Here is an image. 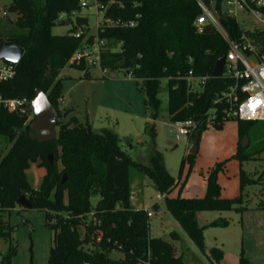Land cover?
Returning <instances> with one entry per match:
<instances>
[{"label": "trees", "instance_id": "1", "mask_svg": "<svg viewBox=\"0 0 264 264\" xmlns=\"http://www.w3.org/2000/svg\"><path fill=\"white\" fill-rule=\"evenodd\" d=\"M103 21L133 22V28L104 27L98 38L105 40L108 50L101 55V68L120 71L140 84L146 105L151 111L150 135L158 115V90L161 80H167V115L171 123L192 120L196 128L193 139L206 129L204 114L213 108L217 96L233 85L232 80L212 77L216 61L226 54V45L211 29L197 35L193 22L198 9L193 0H96ZM79 11L77 0H10L7 13L16 17L15 27L0 28V43L9 42L23 49V55L12 80L0 83V95L5 99L31 100L35 89L43 92L56 109L61 97V81L53 82L56 72L69 65L82 73L80 80H90V70L82 63L69 64L81 47L83 38L69 32L57 36L51 29L61 13ZM220 22L232 40H239L241 29L234 20ZM64 24V23H61ZM258 54H264V30L245 32ZM92 38L86 43L90 44ZM191 60V63H189ZM191 71L193 76H208L204 91L198 95L187 92L182 77ZM231 121V120H227ZM226 122V121H225ZM27 117L0 110V139L9 148L0 151V215L17 209L20 197L27 199L32 211L44 214L45 228L53 232L48 264H186L177 255L171 242L152 238L142 209L133 210L129 204L132 169L146 177L155 191L165 194L164 207L197 249L204 253L203 231L208 227L225 228L228 222L218 219L199 225L202 212L244 211L243 191L257 185L241 169V162L250 161L264 147L253 152L238 151L233 158L239 164V192L234 199H221L217 174L225 162L215 165L206 175V190L202 198H168L174 181L163 167L160 158L149 153L145 163L131 160L119 147V139L109 130L92 131L74 117L65 125L58 124L54 141L38 144L28 136L17 135L29 130ZM223 122L218 116L214 128ZM238 139L249 136L250 124L264 122L237 121ZM48 155L52 156L49 163ZM180 164L178 175L186 159ZM57 162L63 166L59 172ZM37 163L45 170L38 190L25 177L30 164ZM62 175L65 181L61 183ZM99 197L94 207L92 196ZM256 209L264 210V202ZM26 222L23 223V225ZM83 228V232H80ZM16 226L0 217V238L9 239ZM172 234V237H175ZM100 237L99 242L96 239ZM90 245L93 249H84ZM118 250L122 259L110 256ZM17 246L11 242L0 264H13ZM208 264H224L223 253L214 247L204 253ZM61 256L62 260L59 258ZM32 263V257L30 258ZM238 264H248L242 257Z\"/></svg>", "mask_w": 264, "mask_h": 264}, {"label": "rangeland", "instance_id": "2", "mask_svg": "<svg viewBox=\"0 0 264 264\" xmlns=\"http://www.w3.org/2000/svg\"><path fill=\"white\" fill-rule=\"evenodd\" d=\"M86 1L89 8H82L79 16L87 20L85 35L92 36L102 14L97 12L94 0ZM9 5L10 0L0 1V28L16 25V17L7 13ZM240 23L246 30L255 29L251 27L253 24L248 18L241 17ZM73 31H76L73 24L55 25L51 29V33L57 36ZM89 70L90 80H80L82 73L69 65L56 72L53 82L61 81V97L55 102L59 114L57 125H65L75 117L80 123L87 122L92 131L109 130L119 139L120 149L134 162L145 163L152 152L161 159L163 167L174 181V189L167 194L168 198L203 197L207 172L215 165L225 162V169L217 174L220 197L237 196V173L240 163L233 156L236 155L242 140L238 139L237 121L223 122L220 128H214L213 125L206 127L199 135L195 156L185 160L179 176L181 161L189 156L192 138L177 137L175 128L168 120L167 80H161L159 83L158 115L154 121V134L150 135L151 111L146 105L140 84L120 71H110L103 77L98 70ZM250 126L249 136H245L248 145L242 149L246 153L264 147V123H252ZM55 130L57 133L58 126ZM28 134L29 130L21 129L17 132V135ZM8 148L9 145H5L0 139V151L5 154ZM56 168L60 172L63 166L57 162ZM241 168L257 182V185L245 189L243 207L246 209L240 213L232 210L222 213L202 212L197 215L199 225H208L218 219L228 222L225 228L208 227L203 231L204 253L216 247L223 252L234 253L236 260L231 264H238L241 257L248 264H264V210L256 209L257 204L264 201V191H261L264 190V152L253 156L250 161L241 162ZM44 174L45 170L38 167L37 163L30 164L25 171V177L34 190L39 189ZM130 174L133 180L129 204L133 210L140 208L144 214L152 213V217L147 219L149 236L171 242L177 255L181 256L186 264H208L205 254L197 249L166 211L164 200L156 203V197L163 194L155 191L146 177L136 175L132 169ZM98 199L97 195L91 197L92 207ZM0 217L4 222L16 226V231L9 239L0 238L1 258L7 255L11 242L17 246L16 256L11 259V263L30 264L32 257L33 264H48L49 251L53 246V232L45 228L43 213L17 207V210L2 213ZM22 220L26 222L24 225L21 224ZM80 232H83V228H80ZM172 234L176 236L172 237ZM83 248L93 249L90 245ZM109 255L115 259L123 258L115 249L111 250Z\"/></svg>", "mask_w": 264, "mask_h": 264}, {"label": "built area", "instance_id": "3", "mask_svg": "<svg viewBox=\"0 0 264 264\" xmlns=\"http://www.w3.org/2000/svg\"><path fill=\"white\" fill-rule=\"evenodd\" d=\"M1 1V0H0ZM80 10L89 8L86 0H77ZM198 15L193 22V28L197 35H202L207 29L213 30L226 45L224 54V64L222 75L233 81L225 92L221 93L213 102V108L205 114L206 127L212 126L218 120L241 122H264V54H258L254 49L250 39L245 35L249 31L240 23V18H248L252 21V28L264 30V0H193ZM94 4L98 13L97 1ZM79 11L61 13L57 16L58 23H74L79 16ZM226 18L234 20L241 29L242 34L239 40L229 38L223 28L220 19ZM87 26V25H86ZM86 26L77 28L72 33V37H82L81 47L69 60V64L80 65L81 63L88 69H96L105 77L109 72L101 68V55L108 50L105 40L98 38V33L104 27L133 28V22L122 23L120 21H103L102 18L96 23L95 33L86 36ZM248 29V28H247ZM254 29V30H255ZM88 38L92 42L87 44ZM191 63V60H189ZM15 67L0 61V83L10 81L15 76ZM213 77V76H212ZM208 76L196 77L191 71L182 80L186 83L187 92L198 95L204 91ZM0 110L27 117L32 122L33 116L30 101L27 99H5L0 95ZM177 137L190 138L196 128V124L188 119L181 122L172 123ZM165 194L156 197V203L164 200ZM133 200V198H131ZM17 210V209H15ZM147 219L152 217V213H146ZM25 221H21L23 224ZM100 237L96 239L99 242Z\"/></svg>", "mask_w": 264, "mask_h": 264}, {"label": "water", "instance_id": "4", "mask_svg": "<svg viewBox=\"0 0 264 264\" xmlns=\"http://www.w3.org/2000/svg\"><path fill=\"white\" fill-rule=\"evenodd\" d=\"M71 0H66V5L70 4ZM70 22L64 24L57 23V26L65 25L69 26ZM73 25L77 28L87 25V20L84 18H75ZM23 49L15 46L9 42L0 43V61L5 62L13 67H16L19 63ZM224 64V56H221L215 63L211 75L215 78H219L222 75ZM30 107L33 116V121L29 126V138L38 144H46L55 140L56 138V126L58 123V111L49 103L47 96L38 89H35L34 94L30 100ZM199 134L196 132L189 148V155L195 156L197 152ZM248 145V139L243 137L239 143L241 149H245ZM49 163H51V156L48 155ZM65 181V177L62 178L61 183ZM16 206L22 210H31V205L24 197H20L16 201ZM59 258L62 260L61 256Z\"/></svg>", "mask_w": 264, "mask_h": 264}, {"label": "crops", "instance_id": "5", "mask_svg": "<svg viewBox=\"0 0 264 264\" xmlns=\"http://www.w3.org/2000/svg\"><path fill=\"white\" fill-rule=\"evenodd\" d=\"M68 109V108H67ZM75 118V117H74ZM77 120V119H76ZM78 122V121H77ZM79 124H81V125H88L89 126V124L86 122V123H80V122H78ZM90 127V126H89ZM225 169V164H224V166H223V168H222V170H221V172L223 171ZM242 169V168H241ZM239 170H240V168H238V173H237V182H238V186H237V189H238V194H237V196L236 197H234V198H238L239 196H240V192H239ZM242 171H243V169H242ZM245 172V171H244ZM246 173V172H245ZM261 191H264V190H261ZM245 192H246V190H244L243 191V193H242V196H244V194H245ZM174 198V197H173ZM198 198H202V197H198ZM221 199H234V198H222V197H220ZM261 202H264V201H260L259 203H261ZM258 203V204H259ZM257 204V205H258ZM140 209V208H139ZM219 249V248H218ZM222 251V250H221ZM222 253H223V263L224 264H231V262H233V261H235L236 260V257H235V255H234V253L233 254H231L229 251H222ZM240 256V255H239Z\"/></svg>", "mask_w": 264, "mask_h": 264}]
</instances>
